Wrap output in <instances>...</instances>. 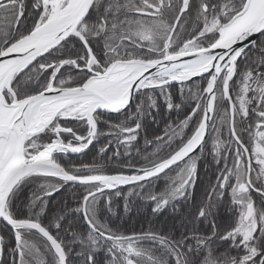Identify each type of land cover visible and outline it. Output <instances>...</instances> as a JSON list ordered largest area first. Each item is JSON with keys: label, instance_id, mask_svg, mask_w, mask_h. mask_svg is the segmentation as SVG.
<instances>
[{"label": "snow or ice", "instance_id": "snow-or-ice-1", "mask_svg": "<svg viewBox=\"0 0 264 264\" xmlns=\"http://www.w3.org/2000/svg\"><path fill=\"white\" fill-rule=\"evenodd\" d=\"M0 264H264V0H0Z\"/></svg>", "mask_w": 264, "mask_h": 264}, {"label": "trees", "instance_id": "trees-1", "mask_svg": "<svg viewBox=\"0 0 264 264\" xmlns=\"http://www.w3.org/2000/svg\"><path fill=\"white\" fill-rule=\"evenodd\" d=\"M91 153H89V156H87V157H84V159L85 160H88V159H90L91 158ZM76 157H74V159H75ZM122 210V209H121ZM138 220H140V216H138L137 214H136V212H135V210L133 211V213H131L130 214V219H129V223H132V222H135V221H138ZM140 225H139V223H137L136 224V227L138 228Z\"/></svg>", "mask_w": 264, "mask_h": 264}]
</instances>
